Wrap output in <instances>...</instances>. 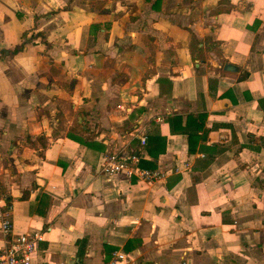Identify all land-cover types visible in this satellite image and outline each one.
Returning <instances> with one entry per match:
<instances>
[{
	"label": "crops",
	"instance_id": "1",
	"mask_svg": "<svg viewBox=\"0 0 264 264\" xmlns=\"http://www.w3.org/2000/svg\"><path fill=\"white\" fill-rule=\"evenodd\" d=\"M6 198L38 264H264V0H0Z\"/></svg>",
	"mask_w": 264,
	"mask_h": 264
},
{
	"label": "built area",
	"instance_id": "2",
	"mask_svg": "<svg viewBox=\"0 0 264 264\" xmlns=\"http://www.w3.org/2000/svg\"><path fill=\"white\" fill-rule=\"evenodd\" d=\"M139 139L143 147L148 144L146 135L139 136ZM142 159L140 153L134 151L118 150L109 152L103 157L102 172L110 181L120 176H126L129 179L136 177L139 181L145 183H154L164 178L165 174L163 172L142 167ZM9 208L0 209V232L5 238H8L6 246L0 251V264H38L35 262V254L38 251L42 235L39 233H25L12 236L13 222ZM120 263L139 264L137 258L125 252L114 253L111 260L104 264Z\"/></svg>",
	"mask_w": 264,
	"mask_h": 264
},
{
	"label": "water",
	"instance_id": "3",
	"mask_svg": "<svg viewBox=\"0 0 264 264\" xmlns=\"http://www.w3.org/2000/svg\"><path fill=\"white\" fill-rule=\"evenodd\" d=\"M224 69L229 72L238 71V68L231 64H226Z\"/></svg>",
	"mask_w": 264,
	"mask_h": 264
},
{
	"label": "trees",
	"instance_id": "4",
	"mask_svg": "<svg viewBox=\"0 0 264 264\" xmlns=\"http://www.w3.org/2000/svg\"><path fill=\"white\" fill-rule=\"evenodd\" d=\"M192 118H193V117H192ZM190 120H191V119H190ZM184 131H187V132H188L189 130H188V129H185ZM141 166H142V167H147V166L144 164L143 160L141 161ZM6 202H7V203L5 204L4 208H8V207H10V206H9V199L6 198Z\"/></svg>",
	"mask_w": 264,
	"mask_h": 264
}]
</instances>
